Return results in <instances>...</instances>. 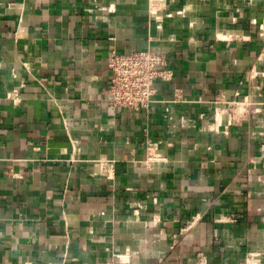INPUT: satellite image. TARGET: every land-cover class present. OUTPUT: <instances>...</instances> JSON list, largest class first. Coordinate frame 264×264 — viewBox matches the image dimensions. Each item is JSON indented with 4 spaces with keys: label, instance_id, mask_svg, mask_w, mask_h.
<instances>
[{
    "label": "crops",
    "instance_id": "0c3cea01",
    "mask_svg": "<svg viewBox=\"0 0 264 264\" xmlns=\"http://www.w3.org/2000/svg\"><path fill=\"white\" fill-rule=\"evenodd\" d=\"M151 2L0 0V264H264V0ZM145 48L173 79L111 107Z\"/></svg>",
    "mask_w": 264,
    "mask_h": 264
},
{
    "label": "built area",
    "instance_id": "2783aa9c",
    "mask_svg": "<svg viewBox=\"0 0 264 264\" xmlns=\"http://www.w3.org/2000/svg\"><path fill=\"white\" fill-rule=\"evenodd\" d=\"M158 0H152V11ZM154 7V8H153ZM260 34L264 37V22L260 24ZM264 50V49H263ZM264 53V51L262 52ZM109 71L108 87L105 101L113 108H126L133 111H148L155 95L157 81H171L173 69L163 51L151 48L138 49L129 52L112 50L107 61ZM182 101L180 92L175 91L169 101L171 106L164 108V117L172 127L183 126L186 119L178 114L173 106ZM223 107L215 108V114ZM231 118V112L224 110ZM154 143L147 141L149 149ZM152 160V157L150 158ZM101 170L106 174V168L111 167L110 161L101 160ZM240 264H252L251 258H245Z\"/></svg>",
    "mask_w": 264,
    "mask_h": 264
},
{
    "label": "bare ground",
    "instance_id": "6f19581e",
    "mask_svg": "<svg viewBox=\"0 0 264 264\" xmlns=\"http://www.w3.org/2000/svg\"><path fill=\"white\" fill-rule=\"evenodd\" d=\"M228 121V115L224 110H218L214 116V121L210 124V126L220 125L222 123H226Z\"/></svg>",
    "mask_w": 264,
    "mask_h": 264
}]
</instances>
